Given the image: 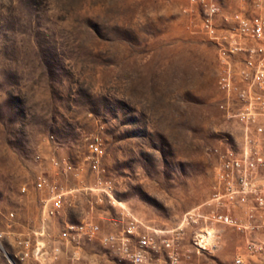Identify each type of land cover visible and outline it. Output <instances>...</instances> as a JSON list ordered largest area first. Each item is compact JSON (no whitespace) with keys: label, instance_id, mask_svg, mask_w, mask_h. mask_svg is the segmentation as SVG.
I'll return each instance as SVG.
<instances>
[{"label":"rangeland","instance_id":"rangeland-1","mask_svg":"<svg viewBox=\"0 0 264 264\" xmlns=\"http://www.w3.org/2000/svg\"><path fill=\"white\" fill-rule=\"evenodd\" d=\"M188 8V0H0V264H37L20 258L16 240L40 225L39 172L71 191L51 220L54 235L84 219L111 230L129 213L143 231L174 230L192 264L237 256L264 264V247L248 251L226 225H212L217 247L197 253L192 243L202 222L186 214L211 193L213 148L240 146L242 135L219 106L215 46ZM96 133L105 150L92 171L87 139ZM52 154L78 170L54 166ZM104 251L87 242L80 260L108 264ZM158 261L167 264L164 250Z\"/></svg>","mask_w":264,"mask_h":264},{"label":"built area","instance_id":"built-area-1","mask_svg":"<svg viewBox=\"0 0 264 264\" xmlns=\"http://www.w3.org/2000/svg\"><path fill=\"white\" fill-rule=\"evenodd\" d=\"M188 6V11L199 14L198 28L216 49L217 87L222 94L219 106L239 125L242 135L240 146L224 143L213 148L217 163L211 193L194 213L186 214L193 222H202L193 232L192 243L197 253L217 247L212 225L221 224L241 232L247 250L257 253L264 247V0H236L233 8H225L220 0H188ZM87 149L89 168L99 170L105 150L99 133L87 139ZM49 160L56 167L76 171L79 167L53 154ZM97 183H102L99 177ZM33 187L45 190L46 195L41 199V220L34 237L16 240L20 258H32L37 264H87L80 260V249L97 240L105 249L108 264H158L162 250L167 264H192L189 256L178 250L179 237L174 230L143 231L129 213L111 230L84 219L63 222L54 235L51 220L63 214L71 191L45 172L37 174ZM68 247L72 263L62 262ZM234 264H244L242 256H237Z\"/></svg>","mask_w":264,"mask_h":264}]
</instances>
